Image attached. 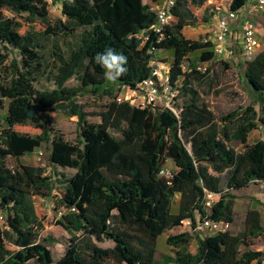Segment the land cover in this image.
Masks as SVG:
<instances>
[{"label": "trees", "instance_id": "16d2710c", "mask_svg": "<svg viewBox=\"0 0 264 264\" xmlns=\"http://www.w3.org/2000/svg\"><path fill=\"white\" fill-rule=\"evenodd\" d=\"M145 1L62 0L63 19L50 23L47 0H0V109L7 100L11 126L37 121L43 125L35 136L0 130V214L5 222L0 264L264 262V252L250 249L252 240L264 234L257 210L247 211L245 229L236 235L228 230L205 239L195 236L194 254L187 249L190 233L170 235L166 245L175 249L173 254L155 258L158 237L180 227L183 220L194 221L196 212L206 215L205 192L215 197L208 218L232 224L233 193L264 183V141L247 143L259 123L254 105L216 117L198 91L208 80L205 64L215 55L211 42L187 39L182 31L197 23L192 8H201L208 0H176L173 21L160 35L150 32L156 14ZM244 6L245 0H233L230 10L239 12ZM209 17L205 11L204 19ZM17 18L45 29L21 34ZM141 34L147 37L145 42L138 38ZM107 48L127 57V72L115 82L104 80V70L94 60ZM158 51L172 52L169 85L177 89L172 103L176 114L117 103L122 88H134L148 78ZM13 52L19 60L9 59ZM196 52L199 58L191 60ZM243 66L244 78L254 89L264 80V51ZM47 71L56 88L39 92L33 83ZM72 78L80 84L77 90L65 87ZM81 91L108 99L100 107L99 123L86 120L88 114L75 99ZM50 112L77 119V143H68L53 131ZM43 145L50 146V166L60 171L52 177L44 176L43 168L18 162ZM168 161L176 170L162 176ZM55 183L60 185L56 206L64 211L56 223L70 236L57 260L49 248L53 239L40 236L42 225L32 202L33 197L48 198ZM176 195L179 207L173 214ZM105 241L111 246L97 245Z\"/></svg>", "mask_w": 264, "mask_h": 264}, {"label": "rangeland", "instance_id": "374dc122", "mask_svg": "<svg viewBox=\"0 0 264 264\" xmlns=\"http://www.w3.org/2000/svg\"><path fill=\"white\" fill-rule=\"evenodd\" d=\"M62 0H47L50 23H54L58 19H63L60 14V3ZM156 0H148L145 3L151 4ZM160 4L154 7L155 9L163 5V0H159ZM219 9V1L208 0L201 8H192V12L197 19V24L194 27L186 28L184 35L187 39L196 41H212L214 32L216 29V16ZM243 9V8H242ZM208 11L211 14L207 20L204 19V13ZM245 14V13H243ZM10 15V13H6ZM252 21L258 25V32L260 35L262 49H264V20L259 21L260 14L251 13L249 14ZM17 21L21 24L20 33L26 34L27 32H42L44 26L38 22L27 23L22 19ZM233 33L230 40L226 41L224 45V53L219 56H214L213 60L205 67L209 68V74L201 86L198 87V91L202 96L203 100L208 104L210 111L216 116H223L235 109L244 108L249 105H254L258 117V129L253 131L249 135L248 143H255L257 141H264V80L261 83L255 84V90L247 83L243 75V64L248 59L244 56L242 46L240 43L241 33L238 30ZM140 38V37H138ZM2 53H5L1 50ZM200 52L193 53L189 56L191 60H197ZM9 59L11 57H19L15 52L8 53ZM155 61L165 63L171 59V54L165 51H158L154 53ZM228 66V67H225ZM52 76L44 73L42 76L37 77L33 83L35 90L39 92H50L56 88L55 83L52 81ZM105 80V79H104ZM106 81V80H105ZM79 82L72 78L65 83V87L69 89L77 90L79 88ZM102 86H105V82ZM117 86L114 88V92L117 91ZM76 102L83 107L84 112L88 114L86 120L89 123L97 124L100 122L97 116L100 112V107L107 104L109 101L107 98H99L93 93H85L81 91L76 96ZM3 107L0 109V130L11 128L15 131L26 133L32 136L39 135L42 133L43 125L41 121L37 122H25L22 124H13L12 126L8 123L7 115V100H3ZM47 117L51 121L49 125L56 134L60 135L64 141L75 144L78 141V127L77 119L69 118L63 114L57 112L47 113ZM232 146L240 151L241 146L237 142H233ZM49 145H43L42 147L35 149L31 154H27L18 160L19 163L27 166L40 167L44 170V176L52 177L53 172L59 174L60 171H55L49 164ZM8 166L14 165L13 160H8ZM163 169L174 171V165L172 162H166ZM54 175L53 180H56ZM60 185L54 184V188L48 198L33 197L32 202L36 215L39 222L42 225L40 232L41 238L51 237L53 243L50 244L49 248L52 253L54 260L59 259L65 252L68 246L69 235L57 225V221L64 214L63 210L58 209L56 202L59 199ZM234 205H233V216L234 223L231 226L230 234H238L245 229V216L248 210H257L261 215L262 225L264 226V183L252 184L247 189L234 192ZM178 210V199H173L172 213H176ZM5 222H0V238L2 237V231L4 230ZM184 229H181V232ZM178 230L167 232L163 235L170 236L179 233ZM215 235L212 231H206L204 236ZM193 237L187 244V249H192L196 245L195 237ZM253 245L250 247L251 250L264 252V234L259 238L252 240ZM98 246L103 248L110 247V242L98 243ZM164 245V251L157 255V258L162 257V253L170 252L166 243ZM166 250V251H165ZM106 264H113L107 262Z\"/></svg>", "mask_w": 264, "mask_h": 264}, {"label": "built area", "instance_id": "2783aa9c", "mask_svg": "<svg viewBox=\"0 0 264 264\" xmlns=\"http://www.w3.org/2000/svg\"><path fill=\"white\" fill-rule=\"evenodd\" d=\"M175 2L176 0H163V5L155 9L156 19L150 27V32L160 35L163 28L173 21L171 9L174 7ZM232 2L233 0H219V9L215 8L218 10L216 29L213 40L211 41V51L215 56L224 53V45L234 33L233 23L238 21V12L230 10ZM252 7L255 12L263 13L264 0H254ZM240 33V43L244 56L247 59L261 52V44L251 20L245 18L242 21ZM139 37L142 38L143 42L147 40V37L143 34L139 35ZM149 67L150 73L148 78L144 79L134 88H122L117 93V103H127L136 108L153 106L172 110V103L177 96V89L169 85V65L159 61H153L150 62ZM160 175L168 177L171 175V172L162 169ZM214 198L213 194L205 192L202 205L206 215L200 216L196 212L194 221L190 219L183 220L179 228H183L186 232H189L191 235H196L201 239L207 238L204 234L208 230L215 234L228 231L230 229L229 224L214 222L207 216L210 208L214 204ZM3 220V216L0 214V222L2 223Z\"/></svg>", "mask_w": 264, "mask_h": 264}, {"label": "crops", "instance_id": "0c3cea01", "mask_svg": "<svg viewBox=\"0 0 264 264\" xmlns=\"http://www.w3.org/2000/svg\"><path fill=\"white\" fill-rule=\"evenodd\" d=\"M146 1H148V0H146ZM217 1H219V0H217ZM253 2H254V0H245V6L243 7V9H241V11H239L238 12V21L236 22V23H233V30H234V33L237 31V28H239L238 30L240 31V28H241V23H242V21L245 19V18H248L249 20H251V18L249 17V16H251V15H249V14H251V13H256V14H260V16H259V21H262V20H264V12L263 13H259V12H255L254 10H253ZM158 4H160V1L159 0H156L154 3H151V5L153 6V8L154 7H156V6H158ZM243 13H245V14H243ZM252 21V20H251ZM253 22V24H254V26H255V30H256V33H257V36H258V38H259V42H260V44H261V40H260V35H259V32H258V25L256 24V23H254V21H252ZM197 24V23H196ZM188 28H190V27H188ZM186 29V28H185ZM184 29V30H185ZM184 30L182 31V33H183V35H184ZM185 36V35H184ZM261 51H264V49H262V45H261ZM166 53H170L171 54V59H169V61H167L166 63H164V64H166V65H168L170 62H171V60H172V52L171 51H165ZM258 129V128H257ZM256 129V130H257ZM253 132V131H252ZM251 132V133H252ZM250 133V134H251ZM249 134V135H250ZM249 135H248V139H249ZM247 143H248V140H247ZM249 144V143H248ZM251 144H253V143H251ZM170 163V162H169ZM173 164V163H172ZM174 165V164H173ZM174 170H176V167L174 166ZM175 199L177 198L178 199V207H179V196L178 195H176L175 197H174ZM172 204H173V202H172ZM177 212H178V210H177ZM176 212V213H177ZM176 213H173V214H176ZM233 223H234V216H233V222H232V224H230V229H231V226L233 225ZM180 230L179 231V233H182V232H186L185 230H182V232H181V229H183V228H176V229H173V230H171V231H174V230ZM230 229H229V231H230ZM171 231H168V232H171ZM167 233V232H166ZM178 233V234H179ZM189 233V232H188ZM165 234V233H164ZM164 234H162L160 237H158V239H157V242H156V260H158V258H157V255L160 253V252H163L164 250V243H166V239H167V237L168 236H165L164 238H162L163 237V235ZM174 235H176V234H174ZM232 235H234V234H232ZM236 235V234H235ZM214 236V235H213ZM195 237V236H194ZM209 237H212V236H209ZM195 241H196V239H195ZM196 246L197 245H195L194 246V248H192V249H189L188 248V251L191 253V254H194L195 252H196ZM168 248L171 250L169 253L168 252H165V253H162V256H164V255H172L173 254V251L175 250L174 248H172V247H170V246H168ZM166 251V250H165ZM251 264H257L256 262H252ZM262 264H264V262H262Z\"/></svg>", "mask_w": 264, "mask_h": 264}, {"label": "clouds", "instance_id": "9594fccd", "mask_svg": "<svg viewBox=\"0 0 264 264\" xmlns=\"http://www.w3.org/2000/svg\"><path fill=\"white\" fill-rule=\"evenodd\" d=\"M94 60L104 70L103 77L106 81L115 82L127 72V57L115 49L107 48L96 53Z\"/></svg>", "mask_w": 264, "mask_h": 264}]
</instances>
